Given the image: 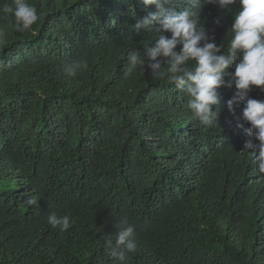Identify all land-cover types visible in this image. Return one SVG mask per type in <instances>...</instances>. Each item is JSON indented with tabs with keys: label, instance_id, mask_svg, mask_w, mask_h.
<instances>
[{
	"label": "trees",
	"instance_id": "16d2710c",
	"mask_svg": "<svg viewBox=\"0 0 264 264\" xmlns=\"http://www.w3.org/2000/svg\"><path fill=\"white\" fill-rule=\"evenodd\" d=\"M26 2L40 17L27 32L0 14V264H118L104 241L122 220L136 231L130 264H264V179L239 153L252 138L243 103L228 111L235 87L217 90V126H202L167 77L147 64L126 73L128 53L157 36L135 30L154 6ZM238 10L203 7L218 45ZM79 59L87 69L69 77ZM51 213L70 215L69 230L49 225Z\"/></svg>",
	"mask_w": 264,
	"mask_h": 264
},
{
	"label": "clouds",
	"instance_id": "9594fccd",
	"mask_svg": "<svg viewBox=\"0 0 264 264\" xmlns=\"http://www.w3.org/2000/svg\"><path fill=\"white\" fill-rule=\"evenodd\" d=\"M238 2L239 10L234 14L225 46L218 45L215 36L209 35L201 20V11L205 5L230 10L237 0H184V7L179 11L173 0H142L146 8L154 6L156 11L137 18L135 30L139 33L142 28L151 29L157 36L144 44L142 51L128 53L125 70L128 74L138 69L143 71L147 64L153 77H167L187 96L194 119L208 128L217 126L219 113L218 109L213 110L220 102L217 90L234 86L236 91L227 101V108L235 115L234 106L243 103L242 117L250 125L246 135L252 139L244 143L239 153L251 155L255 171L260 174L259 180L264 179V101L249 98V92L253 86L264 90V0ZM0 14L4 19L10 16L19 32L31 30L40 18L37 9L26 0L3 3ZM215 23L218 25L219 19ZM3 35L0 29V37ZM158 58L163 59L166 67H162ZM87 67V61L79 59L65 64L64 71L69 77H75ZM230 68L234 71L229 72ZM253 140L258 143L254 144ZM37 203L34 197L27 200L29 206ZM71 219L70 215L51 213L47 223L65 232L72 226ZM114 228V240L108 235L104 241L108 254L118 264H130L131 255L138 248L135 227L122 220Z\"/></svg>",
	"mask_w": 264,
	"mask_h": 264
}]
</instances>
